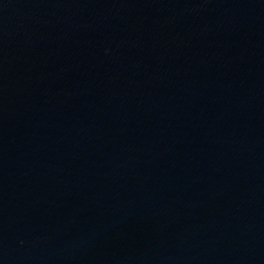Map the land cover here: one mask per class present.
<instances>
[{"label": "water", "instance_id": "95a60500", "mask_svg": "<svg viewBox=\"0 0 264 264\" xmlns=\"http://www.w3.org/2000/svg\"><path fill=\"white\" fill-rule=\"evenodd\" d=\"M0 264H264V0H0Z\"/></svg>", "mask_w": 264, "mask_h": 264}]
</instances>
